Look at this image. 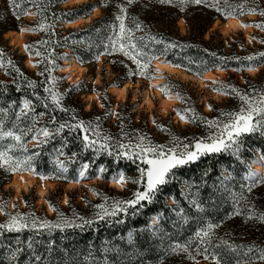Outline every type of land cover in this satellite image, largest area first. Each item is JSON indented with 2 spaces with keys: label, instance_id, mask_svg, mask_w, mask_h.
<instances>
[{
  "label": "trees",
  "instance_id": "1",
  "mask_svg": "<svg viewBox=\"0 0 264 264\" xmlns=\"http://www.w3.org/2000/svg\"><path fill=\"white\" fill-rule=\"evenodd\" d=\"M67 1L69 0H0V36L6 30H20L23 24L29 26L35 36L30 38L26 51L35 58L37 64L36 73L28 70L22 64V54L6 49L0 42V63L3 64L0 67V131H11L20 137L18 141L10 136L0 137V152L7 153L13 161H25L24 154L29 150L34 154L32 168L51 180L67 181L74 177L77 169L78 172L85 170L86 174L95 177L99 169V176L104 181L113 180L120 172L124 175L131 174L140 168L139 159L137 156L127 158L121 153H130L138 137H144L145 145L148 146L191 147L195 140L217 133L219 126L227 122L229 115L236 108L239 109L226 105L210 115L187 114L189 127L184 129L156 122V134L146 122L143 126L134 122L128 111L122 110L116 121L110 124L108 120L115 104L112 98L107 103L101 96V108L94 105L88 110L84 109L79 98V89L75 94L68 92L59 105L52 100V92L48 89L49 78L66 53L72 54L76 62L85 67L95 64L97 58L106 56L123 84L135 79L148 82L153 80L156 76L152 62L158 58L194 77L222 69L232 77L243 74L247 79H252L245 71L264 66V56L260 55L264 53V37L262 45L252 43L250 46L245 45L240 32L233 35L231 41L227 39V42L215 37L213 33L210 38H203L215 20H224L229 16L256 14L258 17L249 20L250 23L255 26L264 24V16L260 15L264 10V0H219V6L230 13L227 16L209 6L213 0H205L201 4L187 0L185 3L180 0H172L171 3L134 0L131 4H128V0H89L74 6H64ZM86 6L98 8L101 15L85 26L61 25L85 17L83 9ZM118 6H124L126 13H120ZM253 8L255 11H249ZM29 12L35 16L31 22L25 20ZM121 14L125 16L126 27L131 30V44H135L136 48L130 47L127 37L121 42L129 46V51L137 56L141 64L148 65L144 75L139 74L138 65L129 56L112 49V43L119 34L116 16ZM180 19L186 24L185 34L179 32L177 21ZM137 23L140 24L139 29L136 28ZM40 25L44 27L41 28ZM258 28L262 30L263 36L264 29ZM116 47H119V43ZM247 57L253 59L249 60ZM263 71L264 69L260 70L257 75H261ZM257 83L264 87V81ZM236 85L240 87L238 82ZM70 87L75 88L74 85ZM46 88L48 91H45ZM222 90L229 94L230 99L236 98L233 87L228 86ZM241 92L244 95L249 93L245 87ZM25 101L28 102L27 106L21 108ZM75 104L79 106L75 108ZM118 109H122L121 104H118ZM81 121L83 125L77 126ZM61 125L64 127L61 128ZM45 129L49 133L47 137L43 134L38 141L28 145L33 136L41 135ZM85 136L88 137L87 141ZM240 143V151L235 155L231 151L208 153L194 161L193 167L187 168L186 190H183L181 179L173 169L166 178L167 183L158 186L151 202L141 201L140 205L134 206L121 205L125 211L119 210L114 216L104 219L94 216L92 212L86 214L80 210L78 214H73V218L68 219L72 227L57 228L55 232L65 240L68 254L77 256L78 253L90 252L99 258L102 252L101 238L109 241V244L105 242L106 253L110 244L130 251L135 249L133 252H136L156 247L159 239L170 233H194L203 228L206 218L213 211L215 198L209 179H224L225 172L228 175L224 181L225 190L236 193L264 184L261 182V178H264V162L261 164L263 172L250 178L257 179L245 178L250 162L252 166L257 163V154L258 158L264 159V134L260 131L244 134ZM121 145L124 147L121 148ZM58 162H62V167L67 169L66 173L60 172ZM27 171L29 169L23 167L16 171H8L7 166L0 167V187L9 181L12 174L28 173ZM203 171L208 179L197 177L196 172ZM152 218L155 219L154 223ZM85 220H91L92 223L86 224ZM27 230L36 229L24 228L19 232L0 229L1 262L7 261L9 254L23 244L32 243L34 238L32 240L31 235H23ZM19 235L22 237L21 245L14 244L15 237ZM40 240L46 244L45 252L50 254L48 240L45 237ZM261 261L264 262V259Z\"/></svg>",
  "mask_w": 264,
  "mask_h": 264
},
{
  "label": "rangeland",
  "instance_id": "2",
  "mask_svg": "<svg viewBox=\"0 0 264 264\" xmlns=\"http://www.w3.org/2000/svg\"><path fill=\"white\" fill-rule=\"evenodd\" d=\"M88 1L89 0H81L79 3L67 1V3L63 5L74 6ZM95 9L93 6L84 7L83 11L86 13L85 15H89L87 17H92L89 21L83 20L78 26H85L94 18L100 16L101 10L98 9L99 11L93 12ZM246 16L250 25L246 27L251 28V30L248 31L249 39L243 29L241 31L237 29L236 31L224 33L223 20H215L207 29L203 38L208 39L213 33L215 37L223 38L224 42H227V39L231 41L232 36L240 32L245 45L250 46L252 43L262 45L261 40L262 37H264V35L261 36L262 30L250 23V21L255 20L258 16L256 14L250 17L249 15ZM34 17V14L29 12L25 20L31 22ZM216 21L218 23L214 26ZM177 26L181 34L186 33L187 27L182 19L177 21ZM21 29H24V33L19 37L20 44L19 42H11V36L5 35L8 30L0 36V42L4 44L3 47L6 49L10 51L16 50L17 54H22L23 66L36 73V60L32 55L27 54L26 51V46L30 38L35 36V33L25 24H23L20 30ZM239 36L237 38L240 39ZM71 58L74 59L73 55L70 53H66L63 57V59ZM27 59L34 64L33 67L27 65ZM63 59L56 68L55 73L50 76L48 82V89H50L52 93H56L60 101L68 92L75 94V92H78V89L80 92L79 98L82 100L84 109L86 110L92 108L94 105H96L97 108H101V96H103L107 103H109L112 98L115 104H113L111 118L108 120V123H114L118 115L122 113V110L128 111L134 122L142 126L146 122L148 127L153 129L152 132L154 134L157 133L154 128L156 122L184 129L189 127L187 114L190 116L200 113L210 115L214 110L218 112L226 105H230L232 108L234 106L238 107L239 109L237 110L236 108L231 114L238 113L242 108H247L249 104H255L260 96L264 95V89H261L264 88L263 84H261L262 86L260 87L257 83L264 81V71L261 75H257L260 70L264 69V66H260L251 72L248 70L245 71L246 75L253 77L252 79H247L243 74H236L232 77L223 70V74L216 73L217 76L211 79V81H206L203 86L196 80L164 74L162 75L163 84L156 89L162 97L170 96L173 100L172 103L167 101V108L165 107L164 110H161L162 103H160V99L157 96H152L153 103L150 107L143 105L141 102L142 93L145 89L150 91H154L155 89V87L148 85V80L135 79L133 81H127L133 83L131 84L135 86L134 89L131 87L128 88L124 100L116 98L109 89L112 86H120L123 83L119 75L112 70L106 56L97 58L95 64L87 65V69L79 73V79L76 81L68 78V72L60 71L63 66ZM155 76H157V74H155ZM256 76H258V78H255ZM0 77H2V74H0ZM197 77L198 76H196V78ZM202 78L203 76L197 79L200 80ZM236 82H238L240 87L236 85ZM70 85H74L75 88L71 89ZM225 86L233 87L239 92V95H236V98L230 99L229 94L222 90L226 88ZM164 87L167 88V93L162 91ZM244 87L249 91V93L245 95L241 92V90H244ZM90 93L94 94V96L88 98L87 95ZM240 96L249 98L248 103L246 104L244 100H241ZM118 104L122 105V109H118ZM88 105L89 107L87 108ZM24 106L25 103L22 104L21 108ZM77 106L79 105H74L75 108ZM211 107L213 108L212 110ZM230 119L231 115H229L227 122L219 126L217 133H212L208 137L195 140L193 145L189 148L195 151L194 145L197 141L203 140L205 142H211L209 138L218 135L222 131L223 126L227 124ZM42 135L43 133L33 136V140L28 145L38 141V138ZM135 143L136 144L132 147L133 149H131L130 152V154H133L132 156H135L134 153L140 151L137 147L138 145H145L144 137H138ZM164 148L165 150L175 148L178 152L184 149V147H171L170 145H166ZM24 156L26 160L27 157L33 158L34 154L26 150ZM151 156L152 154H149V158H151ZM139 162L140 168L138 170L128 175L123 174L125 177L123 182L120 181L121 172L114 177L117 178L118 186L112 185V179L109 181L102 180L99 176V169L97 170L96 177L89 176L86 174L85 170L83 171L84 175L81 176L77 169L73 178L70 177L67 181H59L51 180L32 168L29 172L33 173L31 177L33 180V187L28 191L17 193L15 187L11 185L12 174L9 181L0 187V206H3V211L0 212V224H7L12 216H17L29 223L34 219L37 226L35 228L31 226L27 227V229L36 230H27V232L23 234L25 236L31 235L32 240L34 238L32 243L28 242L23 244L17 248L16 251L9 254L7 261L1 262L0 260V264H216L217 260L220 261V264H264V262L261 261V257L264 256V250H262L264 246V222L256 219V215L264 212V184L246 192L236 193L232 190L227 191L224 188L226 185L224 181H226V177L228 176L225 172H223V174L226 175L224 179L218 177L209 179V183L212 184L215 199L213 211L211 215L206 218V223L203 228L187 235L173 233L166 236L164 235L159 239L156 247H148L133 252L135 249L130 251L121 246L110 244L106 253L105 242L109 244V241L105 238H101L100 247L102 252L100 253V258L97 257L96 254L94 255L90 252H88V254L78 253L77 256H73L68 254L67 250H65V240L63 237H60L59 234H56L55 230L57 228L40 227L45 221H47L49 225L60 224L63 220H67L71 223L68 219L73 218V214H78L80 210L84 211L86 214L92 212L95 214L94 216L103 214L105 211L111 213L115 210L116 213L119 211V207H122L119 205V202L133 199V194L137 190H143L146 184V178H141L139 170L147 168V165L141 159H139ZM193 162L174 169L176 176L181 179L183 190H186L188 187L186 183L188 174L186 172L187 168L193 167ZM256 162L263 164L264 159L258 158L257 154ZM57 164L60 172L66 173L67 169L62 167L61 162ZM250 171L252 173L254 171L252 162H250L249 170L245 174V178L248 180L250 179L248 176ZM196 175L199 179L205 177L203 179L205 180L207 178L205 171L196 172ZM46 179L51 181L50 185H47ZM255 179L257 178L250 180ZM77 180L79 181L77 184H73L74 186L69 184ZM133 181H138V183H134ZM38 187H47V192L43 196H40L37 190ZM236 209H239L240 214L230 215ZM252 213L256 215L248 219ZM151 221L154 223L155 219L152 218ZM209 223L217 225V227L212 229V234L209 237H198L196 233H202L204 230H207V225ZM43 237L48 240L47 247L51 249L50 254L44 250L46 244L40 240ZM15 238L14 244L21 245L22 237L19 235ZM127 238L129 241V234ZM177 245L186 247L187 251H173L172 249ZM13 253H15V255H13ZM36 257L40 259L37 260Z\"/></svg>",
  "mask_w": 264,
  "mask_h": 264
},
{
  "label": "snow or ice",
  "instance_id": "3",
  "mask_svg": "<svg viewBox=\"0 0 264 264\" xmlns=\"http://www.w3.org/2000/svg\"><path fill=\"white\" fill-rule=\"evenodd\" d=\"M134 0H128V4L133 3ZM172 0H160V3H171ZM181 3H185L186 0H180ZM187 2L201 4L204 3L205 0H187ZM210 7H214L216 11L221 12L223 15L227 16L230 13L225 11L219 6V0H213V2L209 5ZM120 13H126V8L124 6H118ZM183 10V9H181ZM249 11H255V9H249ZM117 15L116 20L119 21V34L116 37V40L112 43L113 51H121L124 55L129 56L139 67V74L144 75L146 69L148 67L147 64H141L140 61L137 59L136 55H133L129 51V46L125 45L123 41L126 37L129 39V45L132 49L136 48L135 44H131V30L128 29L124 23L125 16L124 15ZM242 14V13H241ZM260 15L264 16V10L260 12ZM246 26V25H245ZM257 27L264 29V24H257ZM43 28V25H40ZM136 28H140V24H136ZM24 29H21L23 31ZM119 43V47L117 48L116 45ZM2 55V53H0ZM39 55V53H38ZM261 56H264V53H260ZM247 59L251 60L252 57H247ZM9 63H11L9 61ZM3 64L0 63V67ZM45 91H48L46 88ZM162 91L167 93V88H162ZM233 92H236L239 95V92L233 88ZM52 99L55 101L57 105L60 103L59 97L56 93H52ZM241 100H244L247 104L249 98L245 96H240ZM27 101H25V106H27ZM231 119L227 124L223 126L222 131L218 135H214L210 137L211 142H205L203 140L197 141L194 145L195 151L191 150L188 145H184V149L182 151H177L175 148L165 150L164 146H148L144 144H140L137 147L140 149L139 152L134 153L139 159L143 160V162L147 165V168L140 169L141 178H146V184L143 190H137L133 195L134 198L128 201L119 202V205H140L141 201H149L151 202L153 196L155 195L156 191L158 190V186L164 185L167 183V177L172 172L173 169H176L180 166L186 165L190 162L196 161L200 156H203L208 153H220L223 151H231L233 155L237 154L240 151L241 143L240 138L244 134L253 133L260 131L261 134H264V95H261L259 100L255 104H249L247 108H242L240 112L230 114ZM83 122H80L82 126ZM64 125H61L63 128ZM59 131V129L57 130ZM45 137L49 135L48 131L45 129L43 131ZM10 136L13 137L15 140H19L20 137L16 136L13 132H3L0 131V137ZM84 139L87 141L88 137L85 136ZM94 143V142H93ZM124 146L121 145V148ZM125 155L127 158H131L133 154L130 153H121ZM149 154H152L151 158H149ZM32 157H27L25 161H13L12 157L8 156L5 152H0V167L7 166L8 171H16L20 168H26L31 170L32 169ZM62 164V162H61ZM87 165H85V168ZM103 171V169H101ZM81 176L84 175L83 172L80 173ZM255 174L251 171L248 173V176L251 178ZM227 178V177H226ZM125 179L124 175L121 174L120 181L123 182ZM134 183H138V181H133ZM261 182L264 183V178H261ZM251 190V189H249ZM118 205V206H119ZM199 207V205H197ZM120 211H125L124 207H119ZM3 211V206H0V212ZM239 209H236L230 215H239ZM115 210L111 213L105 211L103 214H98L100 219H104L108 216H114ZM255 213H252L248 219H251ZM83 219V218H81ZM256 219L264 222V212H261L259 215H256ZM84 223L91 224V220H85ZM35 228L36 221L33 219L30 223L24 221L22 218L17 216H12L7 224H0V229L6 228L8 231H16L19 232L24 228L27 227ZM73 225L68 222L67 220H63L60 224L49 225L47 221L43 222L40 227H53V228H67L72 227ZM76 227H80L81 225H75ZM217 227V225L209 223L207 225V230H204L202 233L197 232L196 235L198 237H209L212 234V229ZM226 243V242H225ZM173 251L181 250L187 251L186 247H181L180 245L175 246ZM15 255V253H13ZM207 258V257H205ZM264 259V256L261 257ZM39 260V257H36ZM215 259V257H214ZM216 264H220V261L217 260Z\"/></svg>",
  "mask_w": 264,
  "mask_h": 264
},
{
  "label": "bare ground",
  "instance_id": "4",
  "mask_svg": "<svg viewBox=\"0 0 264 264\" xmlns=\"http://www.w3.org/2000/svg\"><path fill=\"white\" fill-rule=\"evenodd\" d=\"M69 2L79 3V2H81V0H69ZM96 11H99V10L95 9L93 12H96ZM250 16H252V15H249V17ZM91 17L92 16L87 17V18H80L78 20H74L75 22L73 21V22L67 23V24H65V26H72V27L78 26L83 22V20L89 21ZM217 23L218 22H215L214 26ZM238 26L242 27V29L246 33L247 38L249 39L248 31L251 30V28L246 27L249 25L245 26L244 24L241 23L240 20H237L235 18H229L225 22V24L223 25V32L227 33L230 30H233V29L236 30L238 28ZM23 33H24V30L23 31H21V30L20 31H8V32H6L5 35L11 36V38H12L11 42L12 43L19 42V44H20L19 37L22 36ZM26 63L29 67L34 66V64L28 59L26 60ZM154 66H155L156 70H158L159 74L155 73V74H157V76L153 80L149 81L148 85L155 87V89H154V91H150V90L145 89L142 93V101L141 102L143 105L150 107V105L153 103L152 96H157L160 99V103L163 104V105L161 104V110L165 109L167 101H170L172 103V100H173L170 96L162 97L160 95L159 91L156 89L158 86L163 84V76L162 75L168 74V75H174V76H181L184 79L196 80L199 82V84L201 86H203L206 81H209V80L211 81V79H213L215 76H217V74H223V71H221V70H217L215 72L208 71L205 74H203L202 75L203 78L199 80V79H197L199 77L196 78L194 76L188 75L186 72L170 65L167 62L161 61V60L154 61ZM86 69L87 68L85 66L78 64L74 59L71 58V59H65L63 61V66L60 69V71L62 70L63 72H68V78L76 81L79 79V73L86 70ZM248 71L251 72L252 70H248ZM130 87L134 89L135 86H133L130 82H127L121 86H112V87H110L109 91L112 94H114L116 96V98L124 100L126 93H127V90ZM93 96H94V94H88L87 95L88 98L93 97ZM88 107H89V105L87 106V108ZM259 158L261 159V157H259ZM253 165H254L253 166V168H254L253 173L255 174L254 177H256L263 172V169H262L261 164L253 163ZM81 172H83V170L79 171V174ZM32 176H33L32 172L14 174L12 176L11 185L13 187H15V191L17 193L21 192V191H26V190L28 191L31 187H33V180L31 178ZM46 180H47V185H50L51 181L48 179H46ZM78 181L79 180L74 181L72 184L71 183H69V184L71 186H74L73 184H77ZM111 183H112V185L118 186L117 178L111 180ZM46 188L47 187H38L37 188L40 196H43L47 192Z\"/></svg>",
  "mask_w": 264,
  "mask_h": 264
},
{
  "label": "water",
  "instance_id": "5",
  "mask_svg": "<svg viewBox=\"0 0 264 264\" xmlns=\"http://www.w3.org/2000/svg\"><path fill=\"white\" fill-rule=\"evenodd\" d=\"M87 16H89V15H87ZM87 16H85V17H87ZM79 18H80V17H79ZM83 18H84V17H83ZM229 18H235V19H237V20H240L242 24H244V25H249L248 20H247V16H246V17H245V16H244V17H233V16H229V17H227L225 20L222 21V24H225V22H226ZM67 22H73V21H67ZM67 22L61 23L62 26H65V23H67ZM249 26H250V25H249ZM65 27H69V26H65ZM237 29L241 30L242 27H241V26H238ZM237 29H236V30H237ZM236 30L233 29V30H230V32H231V31H236ZM158 60L164 61L162 58H158ZM152 69L154 70L155 73H158V70H156V68H155V66H154V62H152ZM202 75H203V74H202ZM202 75H201V76H198V77L201 78ZM131 83H132V82H131ZM132 84H133V83H132Z\"/></svg>",
  "mask_w": 264,
  "mask_h": 264
}]
</instances>
